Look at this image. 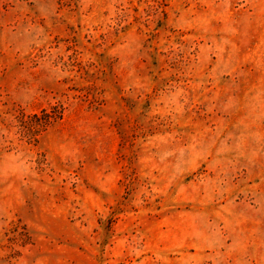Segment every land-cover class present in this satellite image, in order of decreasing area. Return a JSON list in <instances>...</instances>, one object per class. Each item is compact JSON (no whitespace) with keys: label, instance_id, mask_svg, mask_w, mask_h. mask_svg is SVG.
<instances>
[{"label":"rangeland","instance_id":"1","mask_svg":"<svg viewBox=\"0 0 264 264\" xmlns=\"http://www.w3.org/2000/svg\"><path fill=\"white\" fill-rule=\"evenodd\" d=\"M0 264H264V0H0Z\"/></svg>","mask_w":264,"mask_h":264}]
</instances>
